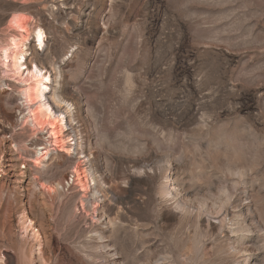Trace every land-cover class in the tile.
I'll return each mask as SVG.
<instances>
[{
    "label": "rangeland",
    "instance_id": "1",
    "mask_svg": "<svg viewBox=\"0 0 264 264\" xmlns=\"http://www.w3.org/2000/svg\"><path fill=\"white\" fill-rule=\"evenodd\" d=\"M22 36L69 150L0 56V264H264V0H0Z\"/></svg>",
    "mask_w": 264,
    "mask_h": 264
},
{
    "label": "bare ground",
    "instance_id": "2",
    "mask_svg": "<svg viewBox=\"0 0 264 264\" xmlns=\"http://www.w3.org/2000/svg\"><path fill=\"white\" fill-rule=\"evenodd\" d=\"M16 24L18 28H20L24 32L25 30L24 20L17 19ZM45 38H46V33L44 29L42 27H37V29L34 32V40L37 43L36 46L39 47L38 50L42 49L43 46H45ZM28 44H29L28 37L22 36V39L20 40L16 37L12 38L10 44L11 46L9 48L2 50V52L0 53L2 64L4 68L6 69L9 68L14 72L13 78H15V80H19L18 84H20L19 87H17V89L22 93L21 96H23V99H25L27 105H29V107L30 105H32L33 107L32 109L30 108V110L28 111L29 112L28 118L30 123L34 127H38L40 129H45L47 127L48 128L47 134H49V138H51L52 142H54L53 143L54 146L60 147L61 151L67 152L69 149L63 148L64 146H62L61 144L68 142L64 138V134H65L64 128L66 125L65 124L67 118L66 114H70L71 112L69 109L68 110L65 109L66 110L65 112L61 111L57 113L53 108V106L49 103L46 94L53 91V89L51 88V84L53 80L51 79V75L48 74L47 71H44V69L39 68V66L35 64H33L30 68L27 66V56L29 54L28 52H26L27 50L26 46ZM25 73L27 75V79H24L23 77ZM52 99L54 100V103L58 107H62L61 105L63 104L67 108L71 107L70 103H67V101L63 100L57 92H54V94L52 95ZM3 108L4 107L0 105V113L2 112ZM9 118L12 119L14 123H16L15 121L17 120V117L15 115L11 114L9 115ZM73 121H74V116L70 119V122ZM67 122L68 121H66V123ZM47 148H48L47 146L41 147L40 149H38V151H41V154H47L48 151ZM14 154L15 153H13L12 149L8 151L6 163L4 164L3 167L4 174L8 177L7 178L8 180L6 182L4 181L3 184L6 183V184H11L13 186L16 185V187L18 186V188L21 187L25 190H28L31 182L30 180L28 179L25 180L24 178V180L22 181V185L20 184L19 180L25 177V172L19 170L18 167L19 160L15 158ZM35 164H39V162L36 161ZM75 172L77 178L79 179L80 176L78 174V170H76ZM0 219H3V214L1 212H0ZM27 220L32 225H34V222L30 219V217L27 218ZM3 222L5 221H2L1 223L2 226L0 225L1 226L0 228H2L0 232L2 234L6 233L5 237H7V239L8 236L10 238H13L12 235L13 225L9 223L5 224L6 222L5 223ZM34 229L35 228H33V230ZM0 257H2L1 252H0ZM1 260L2 259L0 258V261Z\"/></svg>",
    "mask_w": 264,
    "mask_h": 264
}]
</instances>
